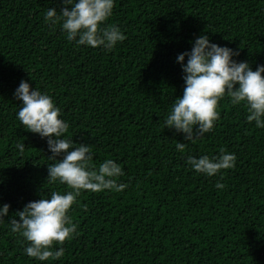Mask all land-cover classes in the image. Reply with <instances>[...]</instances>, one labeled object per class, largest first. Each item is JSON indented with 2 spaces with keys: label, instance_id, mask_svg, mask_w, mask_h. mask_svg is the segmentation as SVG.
<instances>
[{
  "label": "trees",
  "instance_id": "16d2710c",
  "mask_svg": "<svg viewBox=\"0 0 264 264\" xmlns=\"http://www.w3.org/2000/svg\"><path fill=\"white\" fill-rule=\"evenodd\" d=\"M62 6L0 0V204L12 215L41 195L70 190L47 182L46 139L16 118L22 79L53 98L66 135L91 145L95 164H120L119 182L128 187L81 192L69 213L77 232L57 261L27 257L5 217L0 264H264V129L227 97L213 131L195 143L163 123L183 94L176 57L197 36L238 50L236 59L253 70L264 64V0H115L106 24L126 38L112 51L76 46L59 25H46L45 10ZM177 141L187 143L183 153ZM221 148L237 160L218 190V175L197 174L185 161Z\"/></svg>",
  "mask_w": 264,
  "mask_h": 264
},
{
  "label": "clouds",
  "instance_id": "9594fccd",
  "mask_svg": "<svg viewBox=\"0 0 264 264\" xmlns=\"http://www.w3.org/2000/svg\"><path fill=\"white\" fill-rule=\"evenodd\" d=\"M114 3L115 0H62L59 11L53 7L45 10L44 22L53 28L59 25L66 39L76 46L112 51L126 38L117 25L106 24L113 16ZM190 43L191 50L176 57L183 72V94L171 104L164 127L183 134L184 141L195 143L213 131L219 117L218 104L227 97L233 106L246 108L247 122L264 129V64H257L253 70L248 62L236 59L238 50L211 42L207 34ZM14 97L19 102L17 120L27 131L46 139L51 153L48 158L53 161L47 164V182L66 185L70 190L41 195L12 215L8 203L0 204V224L8 217L9 232L22 238L19 242L27 257L40 262L57 261L65 255L64 242L77 232L78 225L69 213L81 192L120 193L128 185L119 182L124 175L120 164L111 158L95 164L92 146L77 144L66 135L69 124L47 92L37 86L32 88L22 79ZM16 148L23 154L25 143L18 142ZM175 148L183 153L187 143L177 141ZM236 160L235 153L221 148L216 155H189L185 163L197 174L218 175L220 179L214 187L223 190L221 181L226 171L235 167Z\"/></svg>",
  "mask_w": 264,
  "mask_h": 264
}]
</instances>
